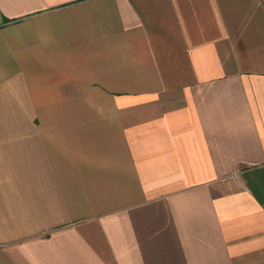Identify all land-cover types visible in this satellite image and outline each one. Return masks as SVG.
Returning a JSON list of instances; mask_svg holds the SVG:
<instances>
[{
    "label": "crops",
    "instance_id": "obj_1",
    "mask_svg": "<svg viewBox=\"0 0 264 264\" xmlns=\"http://www.w3.org/2000/svg\"><path fill=\"white\" fill-rule=\"evenodd\" d=\"M261 166L264 0H0V264H264Z\"/></svg>",
    "mask_w": 264,
    "mask_h": 264
},
{
    "label": "trees",
    "instance_id": "obj_2",
    "mask_svg": "<svg viewBox=\"0 0 264 264\" xmlns=\"http://www.w3.org/2000/svg\"><path fill=\"white\" fill-rule=\"evenodd\" d=\"M243 177L252 195L264 208V166L251 169Z\"/></svg>",
    "mask_w": 264,
    "mask_h": 264
},
{
    "label": "rangeland",
    "instance_id": "obj_3",
    "mask_svg": "<svg viewBox=\"0 0 264 264\" xmlns=\"http://www.w3.org/2000/svg\"><path fill=\"white\" fill-rule=\"evenodd\" d=\"M41 119H33V124H40Z\"/></svg>",
    "mask_w": 264,
    "mask_h": 264
}]
</instances>
